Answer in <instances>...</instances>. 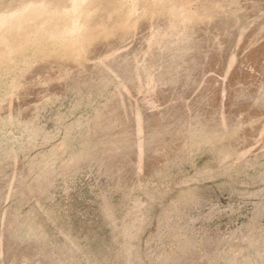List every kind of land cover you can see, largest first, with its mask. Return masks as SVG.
I'll return each instance as SVG.
<instances>
[{
	"label": "rangeland",
	"instance_id": "1",
	"mask_svg": "<svg viewBox=\"0 0 264 264\" xmlns=\"http://www.w3.org/2000/svg\"><path fill=\"white\" fill-rule=\"evenodd\" d=\"M31 8L81 39L0 73V264H264V0Z\"/></svg>",
	"mask_w": 264,
	"mask_h": 264
},
{
	"label": "bare ground",
	"instance_id": "2",
	"mask_svg": "<svg viewBox=\"0 0 264 264\" xmlns=\"http://www.w3.org/2000/svg\"><path fill=\"white\" fill-rule=\"evenodd\" d=\"M115 1L116 0H0V36H1L0 40L3 41L5 44L4 46H0V73H2V71L8 67L7 65H10V63H12V64L16 63L20 59V55L18 54L19 49H20L21 45H23L25 42H27V44H25L27 46H23L25 48L27 47L26 49L24 48L25 50H23L25 53H29L28 52L29 49H34L35 52H37V51H40V52H38V54H36L34 51H32L31 56H41V54L44 56L43 53H45L47 51L54 52L53 50H55L58 47L57 44L59 43V41L64 39V37L68 33L74 34L77 40L81 39V34H80L81 23L79 20L73 19L72 22H70L68 24V26L65 30H62L57 25H53L52 29L51 28L50 29L44 28L41 30L40 33L35 30L37 34H36V39L33 43H29V42H31V40L29 38L30 31L23 32L22 34L20 33L21 37L23 36L20 39H18L17 37H14V40H9L7 37H8V33L10 31H12V30H17L18 32L20 31V29L15 27L19 23L17 25H13L10 29H7V27L16 20L18 13L27 12L26 13L27 14L26 20L29 22H33L36 20H42L43 19L42 15H38L37 13H34L36 11H34L31 8L33 3L44 2L48 5L49 9L59 10L61 15L57 19L62 20L65 17V15L67 14L66 13L67 10H74L77 8H83L84 10H86V9L90 8L91 5H93V4H97L99 6V8L105 4V8H109L112 4L115 3ZM51 36L53 37V40H52ZM48 38H50L49 41H47ZM51 40H52V42H51ZM169 44H171V43H169ZM28 46H29V48H28ZM1 47H3L4 49H1ZM45 55H46V53H45ZM108 57H110V56H107L106 58H108ZM7 117H10V118H8L9 121H11V120L14 121L17 118L16 114H10V115L6 116V118ZM138 117H140V115H138ZM4 118H2V119H4ZM7 122H8V120H7ZM14 122H12V123H14ZM226 123H227L226 118H223L222 124H226ZM139 131L140 132L142 131V125H141ZM217 134H218V131H216L214 129H210L208 134L206 136L202 137L200 140L197 141V139H194L193 136H192V138H193V141H196L197 143H199L203 139H207V140L212 139ZM198 137H200V136H198ZM141 143L139 144L140 146L142 145ZM147 144H149V143H147Z\"/></svg>",
	"mask_w": 264,
	"mask_h": 264
}]
</instances>
